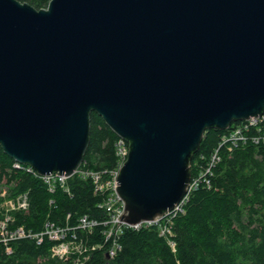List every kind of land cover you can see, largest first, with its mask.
<instances>
[{"label": "water", "instance_id": "obj_1", "mask_svg": "<svg viewBox=\"0 0 264 264\" xmlns=\"http://www.w3.org/2000/svg\"><path fill=\"white\" fill-rule=\"evenodd\" d=\"M97 113L128 143L123 221L183 199L207 130L264 114V0H0V148L72 177Z\"/></svg>", "mask_w": 264, "mask_h": 264}, {"label": "trees", "instance_id": "obj_2", "mask_svg": "<svg viewBox=\"0 0 264 264\" xmlns=\"http://www.w3.org/2000/svg\"><path fill=\"white\" fill-rule=\"evenodd\" d=\"M18 1L41 10L51 0ZM90 122V143L81 167L97 173L116 169L121 138L97 113H92ZM227 132H205L191 161V178L205 169L216 150L220 161L213 168L210 187L202 184L195 190L183 213L173 219L172 236H161L157 227L125 229L112 258L107 253L111 243L103 235L104 225L91 231L77 228L84 216L100 222L107 218L100 207L105 196L95 192L91 178L75 175L68 180L69 193L58 185L50 191L37 172L16 168L18 162L0 148V187L6 184L10 197L27 194L28 198L27 210L8 214V230L23 228L34 233L49 222L67 227V240L85 249L80 256L71 254L60 260L52 254L58 242L45 238L37 244L34 238H20L8 245L0 242V264H74L78 258L83 264H264V145L219 149ZM3 200L0 195V207ZM6 217L0 208V222Z\"/></svg>", "mask_w": 264, "mask_h": 264}, {"label": "built area", "instance_id": "obj_3", "mask_svg": "<svg viewBox=\"0 0 264 264\" xmlns=\"http://www.w3.org/2000/svg\"><path fill=\"white\" fill-rule=\"evenodd\" d=\"M228 132L222 137L221 144L219 149L222 146H228L229 151H232L234 148L239 146H246L249 143H254L256 145H264V114L261 116L252 117L246 121L239 122L234 124L231 129L227 130ZM253 131V133H252ZM129 152L128 143L121 139L117 143V156L119 157V166L111 171H103L102 173L89 172L86 170L80 169L76 171L75 174L82 178H91L95 192L97 194H103L105 200L101 203L102 207L106 203L110 204V209H108L107 218H104L102 222L100 221H91L88 217L84 216L80 218L78 229L91 231L94 227L98 225H104L106 230L103 232L106 242H110L111 246L108 248V255L112 258L117 250L120 248L118 241L125 229H134L140 230L142 228H151L157 227L160 235L165 237L172 236V226L173 219L179 214L183 213L186 203L188 202L190 195L197 190L202 184L210 187V176L213 175V168L220 161L219 151L216 150L209 161L207 162L205 169L202 170L198 175L191 178L188 191L183 199L174 207L173 210L168 211L164 216L157 218L153 221H142L137 224H128L123 221L122 217L125 213L124 202L117 194L118 186V176L120 169L123 166L125 160L127 159ZM124 161V162H123ZM16 168H24L27 171L35 172L33 168L29 166H23L18 163L15 164ZM36 173V172H35ZM78 173V174H77ZM75 174L73 176H75ZM111 176H110V175ZM103 175V176H102ZM39 176V174H38ZM72 176V177H73ZM43 181L48 185L50 191H54L55 186H61L65 192L69 193L67 187L68 180L72 177H67L61 174H51L48 176H39ZM109 177V178H108ZM101 184V185H100ZM107 184H110L111 188L106 189ZM23 200H25L24 207L21 208V205H12V209L18 207L19 209L26 210L28 207V198L27 194H23ZM113 205H115V211L113 212ZM111 217V218H110ZM10 217H6L4 221L0 222V242L7 244L11 240H16L20 238H34L37 241V244H41L45 238L58 242L52 249V254L54 257L59 258L60 260H66L67 257L71 254L82 255L85 252V249L80 245H75L71 241L67 240V232L69 229L67 227L56 226L52 223H46L44 231L40 234L27 233L23 228H18L12 231H9V222ZM5 233H7L5 235ZM38 235V236H36ZM169 244L173 250H175V243L169 240ZM8 245V244H7ZM67 245H75L78 247V250L74 252H67ZM74 264H83L79 258L74 262Z\"/></svg>", "mask_w": 264, "mask_h": 264}, {"label": "rangeland", "instance_id": "obj_4", "mask_svg": "<svg viewBox=\"0 0 264 264\" xmlns=\"http://www.w3.org/2000/svg\"><path fill=\"white\" fill-rule=\"evenodd\" d=\"M126 161V160H125ZM124 162V161H123ZM83 165V163L81 164V166ZM79 167V170L78 171H80V169H82V170H84L82 167ZM78 174V173H77ZM76 175V174H75ZM110 175V174H109ZM103 176V175H102ZM111 176V175H110ZM109 178V177H108ZM101 185V184H100ZM111 188V186H110V184H107V186H106V188H105V190L106 189H110ZM8 187L6 186V184H3L1 187H0V195H2V197H4V200H3V202H2V204H1V210L2 211H4L5 213H6V215L8 216V214H10V212H12V211H20V210H23L24 211V209H19L18 207H16L15 209H12V205L11 204H13V205H21V208H25L24 206V203H25V200L26 199H24L23 200V194H21V195H19V196H16V197H10V196H8ZM28 204V203H27ZM28 207V206H27ZM104 209H105V212L107 213V211H108V209H110L111 207H110V204L109 203H106L105 205H103L102 206ZM27 210V209H26ZM115 211V205H113V212ZM9 217V216H8ZM86 217H88V216H86ZM83 218V217H82ZM111 218V217H110ZM9 219H11V218H9ZM88 219L89 220H91V221H98V220H96V219H94V218H92V219H90L89 217H88ZM46 223H48V222H46ZM56 226H59V225H56ZM44 231V229L43 230H41V231H39V232H30V233H32V234H40V233H42ZM7 233H5V235H6ZM36 236H38V235H36ZM69 247H70V252L72 251V252H74V250H78L77 248L78 247H76L75 245H67V252H69Z\"/></svg>", "mask_w": 264, "mask_h": 264}]
</instances>
